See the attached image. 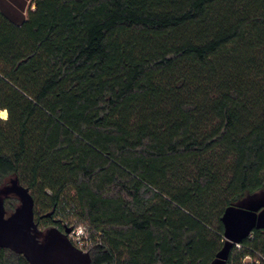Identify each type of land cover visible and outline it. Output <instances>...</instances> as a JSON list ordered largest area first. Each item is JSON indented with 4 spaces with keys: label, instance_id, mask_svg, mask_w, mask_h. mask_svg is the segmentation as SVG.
<instances>
[{
    "label": "trees",
    "instance_id": "obj_1",
    "mask_svg": "<svg viewBox=\"0 0 264 264\" xmlns=\"http://www.w3.org/2000/svg\"><path fill=\"white\" fill-rule=\"evenodd\" d=\"M2 111L0 187L91 264H211L264 193V0H0ZM227 264H264V228Z\"/></svg>",
    "mask_w": 264,
    "mask_h": 264
},
{
    "label": "water",
    "instance_id": "obj_2",
    "mask_svg": "<svg viewBox=\"0 0 264 264\" xmlns=\"http://www.w3.org/2000/svg\"><path fill=\"white\" fill-rule=\"evenodd\" d=\"M10 197L18 199L19 205L7 216L4 202ZM34 207L31 192L17 179L0 188V248L24 256L29 264H91V254L69 240L70 227L65 232L51 228L41 233L34 222ZM222 221L225 243L211 264H227L234 245L255 228H264V193L229 207Z\"/></svg>",
    "mask_w": 264,
    "mask_h": 264
},
{
    "label": "built area",
    "instance_id": "obj_3",
    "mask_svg": "<svg viewBox=\"0 0 264 264\" xmlns=\"http://www.w3.org/2000/svg\"><path fill=\"white\" fill-rule=\"evenodd\" d=\"M71 229L68 234L70 241L81 251L90 253L94 245L90 233L82 226L71 227ZM236 246L240 247V244H236Z\"/></svg>",
    "mask_w": 264,
    "mask_h": 264
},
{
    "label": "flooded vegetation",
    "instance_id": "obj_4",
    "mask_svg": "<svg viewBox=\"0 0 264 264\" xmlns=\"http://www.w3.org/2000/svg\"><path fill=\"white\" fill-rule=\"evenodd\" d=\"M10 198H14V197H10ZM17 201H19L18 199H16ZM9 201V198L5 199V202H4V205H5V209H6V212H7V216H9L11 213H13L15 211V209L18 207L19 205V202L18 204H16V206L12 209V211H8L7 210V202ZM47 216V215H46ZM45 216V217H46ZM49 217V216H48ZM55 223L54 225L50 226V227H45L40 220H38L37 216H36V213H35V207H34V222L35 224L37 225L38 229L41 231V233H45L47 230L51 229V228H58L59 230H61L62 232H65V229H61L60 228V225L57 223V220L54 219ZM68 236V235H67ZM69 238V237H68ZM70 240V239H69Z\"/></svg>",
    "mask_w": 264,
    "mask_h": 264
},
{
    "label": "rangeland",
    "instance_id": "obj_5",
    "mask_svg": "<svg viewBox=\"0 0 264 264\" xmlns=\"http://www.w3.org/2000/svg\"><path fill=\"white\" fill-rule=\"evenodd\" d=\"M32 9V10H34L35 8H36V6L34 5V3L31 1V2H29V7H27V9ZM27 14H28V11H27ZM7 119H8V113H7ZM7 119H5V120H7ZM5 185H9V183H6ZM4 185V186H5ZM0 188H2V187H0ZM18 202L19 201H17L16 203L18 204ZM71 228V227H70Z\"/></svg>",
    "mask_w": 264,
    "mask_h": 264
},
{
    "label": "bare ground",
    "instance_id": "obj_6",
    "mask_svg": "<svg viewBox=\"0 0 264 264\" xmlns=\"http://www.w3.org/2000/svg\"><path fill=\"white\" fill-rule=\"evenodd\" d=\"M0 117L2 118V119H7V112L6 111H2L1 113H0Z\"/></svg>",
    "mask_w": 264,
    "mask_h": 264
}]
</instances>
